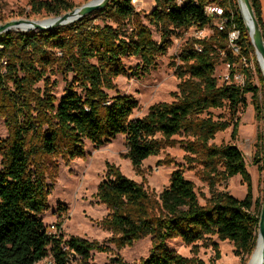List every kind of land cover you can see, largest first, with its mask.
Returning a JSON list of instances; mask_svg holds the SVG:
<instances>
[{"label": "trees", "instance_id": "16d2710c", "mask_svg": "<svg viewBox=\"0 0 264 264\" xmlns=\"http://www.w3.org/2000/svg\"><path fill=\"white\" fill-rule=\"evenodd\" d=\"M153 1L154 7L144 18L157 29L158 43L140 21L131 0H110L92 13L110 23L95 24L90 14L48 31L0 34V116L8 130V137L0 141V264H38L48 257L51 264H91L92 250H107L86 240H65L47 232L40 218L49 194L45 158L80 157L85 141L99 148L123 135L127 147L124 157L138 169L144 160L158 155L163 145H173L172 137L181 133L192 138L185 141L184 150L189 154L185 159L202 165L201 178L207 186L213 189L217 181L239 176L246 187L245 197L239 200L224 191L213 192L201 205L194 184L176 169L156 202L141 184L110 167L98 186V198L109 212L103 223L113 235L111 241L120 248L151 237L150 253L138 264H207L196 257L194 245L207 236L231 243L242 264L249 259L263 198L253 200L242 153L233 145L210 144L229 122L209 116V110L225 105L234 115L247 94L256 116L260 115L258 90L249 80L248 69L241 68L243 85L233 83L235 64L242 59L248 63L254 55L243 18L236 0H219L226 20L219 31L204 13L212 0H190L180 6L176 0ZM249 3L264 40L260 0ZM29 4L33 14L45 12L54 17L74 8L70 0H30ZM130 20L135 22L126 37L123 27ZM211 26L210 36L192 40L178 55L181 64L174 75L179 83L170 94L171 102L153 104L143 117L130 119L138 108L137 101L128 95L108 94L115 87V78H138L148 72L155 58L167 53L174 32ZM233 31L238 34L237 57L227 49V37ZM222 52L230 64V75L229 81L218 85L214 72ZM123 57L139 58L140 64L126 69ZM254 61L258 70L255 55ZM54 73L63 79L72 76L58 99L49 77ZM39 83L41 88L36 87ZM236 123L232 124V138ZM256 141L253 163L262 172L263 137L257 134ZM175 238L192 245L194 255L187 258L166 249L165 242ZM210 245L215 253L210 264H215L218 246L216 242Z\"/></svg>", "mask_w": 264, "mask_h": 264}, {"label": "rangeland", "instance_id": "374dc122", "mask_svg": "<svg viewBox=\"0 0 264 264\" xmlns=\"http://www.w3.org/2000/svg\"><path fill=\"white\" fill-rule=\"evenodd\" d=\"M88 1L90 0H70L74 4V8ZM139 1V4L134 8L139 14L140 21L149 28L154 42L158 43L157 29L149 25L144 18L154 7V1ZM213 2H219V0H213ZM29 3L30 0H0V24L15 20L43 21L54 17L45 12L33 14ZM260 4L261 19L264 22V0H260ZM91 18L95 24L110 23L103 21L101 17L95 14H92ZM134 22V20H130L125 23L123 32L126 37L130 35ZM214 22L215 20H212V26H214ZM212 26L203 30L191 27L186 31L174 32L171 37L172 44L167 53L156 57L154 65L148 72L138 78L122 76L115 78L113 81L115 87L108 91V94L110 96L128 95L137 101L138 108L132 112L130 119L143 117L153 104L171 102L170 94L176 91L179 83L174 75L175 68L181 64L178 55L192 40L210 36ZM11 31L24 32L20 30ZM254 55H250L248 63L242 60L235 66L243 77V83L245 75L241 68L248 69L249 80L258 90V104L261 106L260 115L256 116L249 94L245 95V103L238 107L234 115L229 112L227 105L220 109L209 110V116L213 120L229 122V127L216 133L214 138L210 140V144L216 146L233 145L242 153L246 169L251 177L253 200L261 201L264 195V170L262 172L257 170V166L253 163V157L257 134L261 135L264 140V80L258 62L257 70ZM223 57L224 55L220 53L214 72L218 85L222 84L223 76L227 73L226 62ZM121 60L126 69H135L140 64L139 58L135 57H123ZM49 77L55 83L52 87V93L58 99L67 90L66 85L70 83L72 76L68 75L66 79H63L59 73H54ZM36 87L41 88L42 85L39 83ZM202 116L206 115L203 114ZM234 122H237L236 135L232 138L231 131ZM7 137L8 130L5 125V118L0 116V141ZM156 138L160 137L157 135ZM172 140L174 141L173 145H163L158 155L150 156L144 160L138 169L131 165L127 157H124L127 147L126 138L123 135H117L99 148H95L93 144L85 141L83 155L80 157L70 159L51 156L45 158V178L49 186V194L47 196V209L40 218L47 232L53 235H62L65 240L75 237L106 247V251L92 250L91 264H138L142 259L148 257L151 250V237L141 238L134 241L130 246L119 248L111 241L112 233L104 227L103 222L109 212L105 204L98 198V186L108 176L110 167L117 169L121 175L141 184L150 199L156 202L160 192L168 186L171 173L176 169H180L183 177L194 184L197 199L201 205L213 192L224 191L239 200L245 197L246 187L239 176L217 181L215 187L210 189L201 178L202 165L196 160L188 163L185 159L188 154L184 150L185 141L192 140V138L181 133L173 136ZM261 165H263V161ZM222 170L223 168L219 167V171ZM155 201L152 203L153 206H156ZM211 242H216L218 246L219 258L214 261L215 264H242L241 258L233 254V245L228 241H219L215 236H207L194 244L197 246L196 257L210 264L215 259ZM165 248L187 258L194 255L191 251L192 245H185L178 238L167 240ZM247 261L244 264H247ZM51 263V258L48 257L38 264Z\"/></svg>", "mask_w": 264, "mask_h": 264}, {"label": "water", "instance_id": "95a60500", "mask_svg": "<svg viewBox=\"0 0 264 264\" xmlns=\"http://www.w3.org/2000/svg\"><path fill=\"white\" fill-rule=\"evenodd\" d=\"M110 0H90L87 3L73 8L72 10L65 12L59 16H55L51 18V22L48 23L47 25H39L36 23V21L33 20H15V21H10L5 24H0V34L4 32L11 31L13 27H18L21 24L23 25H29L32 24V29L26 30V31H48L52 30L54 28H57L59 26H64L69 23H73L85 16H88L96 11H99L103 9ZM237 5H238V10L239 13L241 14L245 28L248 32V36L250 39V43L253 46L254 49V54L256 57L257 62L262 61L264 62V40L261 36V30L260 27L257 23V20L255 18L254 12L250 6L249 0H237ZM242 5L245 6L247 9L252 21H253V29L250 31L245 23V19L243 17L241 7ZM49 19H47L48 21ZM46 21V20H43ZM69 22V23H67ZM24 31V32H26ZM259 64V63H258ZM261 69V68H260ZM262 71V77L264 80V71ZM264 90V86H263ZM259 245L258 253L256 251V247ZM256 259L258 264H264V195H263V202L260 210V215H259V222H258V229H257V238L255 242V246L253 251L251 252L249 259L247 261V264Z\"/></svg>", "mask_w": 264, "mask_h": 264}, {"label": "built area", "instance_id": "2783aa9c", "mask_svg": "<svg viewBox=\"0 0 264 264\" xmlns=\"http://www.w3.org/2000/svg\"><path fill=\"white\" fill-rule=\"evenodd\" d=\"M187 1H190V0H176V4L178 6H180V5H182L183 3L187 2ZM193 1H195V0H193ZM139 2H140L139 0H131V4L134 7L137 4H139ZM224 10H225L224 7H222L218 2H213V0H212V2L206 4L205 7H204V13H205V15L207 17H209L211 20H215L214 26L219 31H222L223 30L224 24L226 22L225 18L223 17ZM237 37H238V34L235 31L230 32L228 34V37H227V49L235 57L239 56V54H240V49H239V47H238V45L236 43ZM195 49L198 50V51H200V49H199L198 46H195ZM222 54L225 57V52H222ZM242 60H244V59H242ZM225 68L227 70V73L223 76L222 83L229 81L230 64L229 63H226ZM241 76L242 75L240 74V72L237 71L233 75V83L234 84H237V85H243V82H242V78L243 77H241Z\"/></svg>", "mask_w": 264, "mask_h": 264}, {"label": "bare ground", "instance_id": "6f19581e", "mask_svg": "<svg viewBox=\"0 0 264 264\" xmlns=\"http://www.w3.org/2000/svg\"><path fill=\"white\" fill-rule=\"evenodd\" d=\"M241 11H242V14H243V17L245 19V23H246L248 29L250 31H252V29H253V21H252L250 15H249V13H248V11H247V9L245 8L244 5H242ZM50 22H51V19H49L48 21L47 20L46 21H36V23L39 24V25H47ZM67 23H69V22H67ZM30 29H32V24H29V25L21 24L18 27H13L11 30L26 31V30H30ZM258 63H259L260 68L264 71V62L259 61ZM263 128H264V119H263ZM258 249H259V245H257L255 252L258 253ZM249 264H258V263H257L256 259L253 258V260L250 261Z\"/></svg>", "mask_w": 264, "mask_h": 264}]
</instances>
